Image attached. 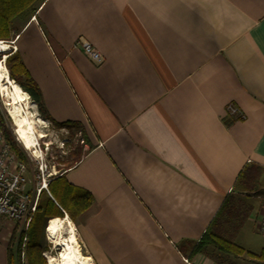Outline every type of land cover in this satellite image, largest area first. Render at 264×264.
I'll use <instances>...</instances> for the list:
<instances>
[{"label": "crops", "instance_id": "crops-1", "mask_svg": "<svg viewBox=\"0 0 264 264\" xmlns=\"http://www.w3.org/2000/svg\"><path fill=\"white\" fill-rule=\"evenodd\" d=\"M13 35L48 116L79 136L65 179L91 197L74 225L92 264L260 263L189 254L245 167L260 216L264 0H45ZM12 234L0 221V264Z\"/></svg>", "mask_w": 264, "mask_h": 264}, {"label": "trees", "instance_id": "trees-1", "mask_svg": "<svg viewBox=\"0 0 264 264\" xmlns=\"http://www.w3.org/2000/svg\"><path fill=\"white\" fill-rule=\"evenodd\" d=\"M44 1L0 0V40H12L16 30L13 29L12 22L18 19L25 21L34 16ZM4 65L9 78L29 97L35 105L38 115L43 120L50 121L53 127L61 128L62 124L55 123L48 116L40 93L24 68L19 55L12 53L6 58ZM0 129L10 150L21 162L28 165L27 157L16 143L8 126V118L1 109ZM81 154V148L75 147L72 151H69V155L65 159L60 160L59 165L61 167L57 169V174L52 176L47 184V191L50 196L42 190L39 195L36 213L28 229L18 234L13 232L8 243L7 264H46L45 257L42 254L47 250V247L44 246L47 221L52 218H63L65 214L75 224L76 218L90 206V195L87 192L76 191L65 179V172L74 166ZM257 169V167L249 166L239 173L232 191L223 199L209 226L192 247L190 256L203 253L218 263H222L227 258L248 257L264 263V248L258 253H252L230 238L231 233L245 224L251 212L250 199L257 194L259 185V172ZM24 238L27 242L22 249L21 244ZM22 255L23 259L21 258Z\"/></svg>", "mask_w": 264, "mask_h": 264}, {"label": "built area", "instance_id": "built-area-1", "mask_svg": "<svg viewBox=\"0 0 264 264\" xmlns=\"http://www.w3.org/2000/svg\"><path fill=\"white\" fill-rule=\"evenodd\" d=\"M13 43V40L10 42L0 41V45L5 44L8 47L7 57L15 51ZM82 49L84 54L93 62L99 64L102 61L101 55L88 43L83 42ZM2 54L0 52V61L4 62ZM228 111L231 114L236 113V110L230 106ZM37 148L40 154L39 156L34 155V159H32L34 175L30 182L27 179L28 170L25 164L10 150L0 129V221L4 220L10 223L15 234L28 229L36 213L40 192L44 190L49 195L47 184L50 177L56 174L53 168L51 171L47 166L45 156L41 155L42 152L38 145ZM30 183L31 187H28ZM256 229L261 232L264 231V202ZM26 242L27 240L24 238L21 244L22 249ZM42 255L44 256V253ZM21 258L23 259V255Z\"/></svg>", "mask_w": 264, "mask_h": 264}, {"label": "rangeland", "instance_id": "rangeland-1", "mask_svg": "<svg viewBox=\"0 0 264 264\" xmlns=\"http://www.w3.org/2000/svg\"><path fill=\"white\" fill-rule=\"evenodd\" d=\"M20 20L21 19H18L12 22V26L14 30L18 28L19 23L22 22ZM10 41L11 40L4 41V42H10ZM6 102L7 101L3 99L0 95V109L2 110V112H4V114L8 118V126L11 129L12 135L14 136L16 143L23 150V152L25 153L27 157L28 165L25 164V166L27 165L26 168L28 170L27 179L31 182V179L34 175V165L32 163V159H34L33 150L24 149L22 145L18 143V141L16 140V136L14 133V126L12 123V114L10 113L9 107L8 105H6ZM32 108L35 109L36 108L35 105L32 106ZM35 111L37 113L36 109ZM43 126L44 125H38L37 126L38 128L36 127V131L42 132V134L45 135L44 138H41L38 140L37 145L41 149V152H42L41 155L45 156L46 164L49 167V169H51L52 171V168H53L55 173L57 174V169L61 167L59 165L60 160L65 159V157L69 155V151H72L73 148L75 147L81 148L82 145L80 144L79 136L74 131L61 130V129L52 127L51 125L47 123L45 124V127ZM28 187H31V183L28 185ZM258 206H259V202L257 201L253 205V209L250 212L245 224L240 229L231 233L230 235V238H232L235 243H237L238 245L242 246L244 249L251 251V252H257L261 248H264V231L261 232L256 229V224H257V221L259 220V217L257 215ZM72 225L75 228L76 239H77L76 245H75L76 253H77L78 258L80 259V261H78L77 264H82V262H88L92 264L89 257H87L82 245L80 244V239H79L74 223H72ZM44 237H45L44 246L47 247V250L44 252V256H45L46 264H48V257L49 256L57 257V255H59L61 252V247L56 246L53 242L49 241L46 237V234L44 235ZM259 264H262V263H259Z\"/></svg>", "mask_w": 264, "mask_h": 264}, {"label": "bare ground", "instance_id": "bare-ground-1", "mask_svg": "<svg viewBox=\"0 0 264 264\" xmlns=\"http://www.w3.org/2000/svg\"><path fill=\"white\" fill-rule=\"evenodd\" d=\"M7 50V45H0V52L3 53L4 61L7 58ZM0 95L7 101L6 105L12 114L17 141L24 149H32L33 154L39 156L40 152L36 146L38 140L44 138L45 135L36 131V127L38 125L45 127L47 122L36 113V108H32L34 104L29 101L23 90L9 78L3 61H0ZM45 234L49 241L61 247V252L57 257H48V264H77L80 261L75 247L77 241L75 228L67 216L48 220ZM82 264L90 263L82 262Z\"/></svg>", "mask_w": 264, "mask_h": 264}]
</instances>
